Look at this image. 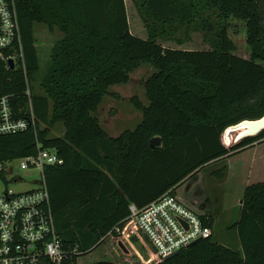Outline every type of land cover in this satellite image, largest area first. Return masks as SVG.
Segmentation results:
<instances>
[{"label": "trees", "instance_id": "1", "mask_svg": "<svg viewBox=\"0 0 264 264\" xmlns=\"http://www.w3.org/2000/svg\"><path fill=\"white\" fill-rule=\"evenodd\" d=\"M15 1L24 66L4 73L2 93L12 96L21 115L26 77L30 83L41 70L35 27L58 28L62 36L40 77L42 94L31 90L36 130L0 136V160L34 154L36 140L64 159L44 172L56 229L69 251L84 256L108 232L118 236L114 228L130 215V204L142 208L167 191L175 194L209 164L223 162L221 182L225 158L264 139L262 129L231 148L221 141L227 127L264 116V0H131L146 38L130 31L124 0ZM230 18L246 22L249 59L234 54ZM195 32L203 33L209 50L158 42L180 45ZM145 64L153 68L144 82L148 103L134 101L142 118L134 130L112 137L94 113L112 85L125 84ZM57 124L62 136L51 134ZM153 137L160 145L150 146ZM206 217L213 228V217ZM232 227L239 249L211 235L158 264H264V181L244 188Z\"/></svg>", "mask_w": 264, "mask_h": 264}, {"label": "built area", "instance_id": "2", "mask_svg": "<svg viewBox=\"0 0 264 264\" xmlns=\"http://www.w3.org/2000/svg\"><path fill=\"white\" fill-rule=\"evenodd\" d=\"M21 65L24 66V58L16 1L0 0V136L36 130L37 120L27 77V111L24 115L14 108L12 96L2 93L4 73ZM236 125L223 131L224 146L231 144L226 132ZM35 145L34 154L0 160V264H65L73 255L77 257L70 264H78L82 257L79 251H69L57 232L45 180V168L62 165L64 159L55 148L44 147L37 140ZM20 170L39 172L36 188L22 192H14L10 188L12 183L21 180ZM129 211L130 215L122 226L114 228L118 236H113L110 231L103 239L111 242L124 240L144 247L150 258L135 252L139 264H158L167 256L213 233L206 224L208 218L203 219L206 213L198 211L194 204L185 202L171 191L142 208L130 204ZM125 260L127 264H137L131 259Z\"/></svg>", "mask_w": 264, "mask_h": 264}, {"label": "rangeland", "instance_id": "3", "mask_svg": "<svg viewBox=\"0 0 264 264\" xmlns=\"http://www.w3.org/2000/svg\"><path fill=\"white\" fill-rule=\"evenodd\" d=\"M124 1L129 18L130 31L141 38H146L144 25L132 1ZM61 36L62 33L58 28L49 30L43 24L35 27L36 47L39 53L41 70L30 81V88L33 93L42 94L39 86L40 77L48 67L51 47ZM228 36L235 45L234 54L249 59L251 52L246 43V22L230 18ZM158 42L165 47L178 49H210V45L203 39L202 32L192 33L190 40L180 45L174 41L158 40ZM152 72L153 68L149 64L142 65L130 73L129 79L125 84L112 85L109 88V94L104 96L94 114L110 136L116 137L126 130H134L140 122L142 113L134 106V101H139L144 106L147 105L144 82ZM228 131L226 136L231 139V144L226 147L231 148L242 138L237 140L239 137L237 129H229ZM51 134L53 136H62L63 126L61 124L55 125L51 130ZM237 153V155L234 154L230 159L225 160L228 170L225 172V178L221 179V182L218 178L220 179L223 174L219 177L218 169L222 167L223 162H214L203 167L196 175L194 174L195 176L193 175L194 177L191 176L190 180L187 179L188 181L186 180V183L184 182L179 189L180 194L192 197L191 199L194 200L198 211L210 213L213 217V240L234 249H239L240 245L232 225L239 216L240 201L244 188L252 182L264 181V139L254 143L252 146L243 148ZM19 175L21 180L12 183L10 186L14 192L34 189L40 180L39 172L20 170ZM109 241L110 239H107L101 244L99 249L92 250L82 256L78 260V264H91L97 258H100L98 253H104L107 250L106 247L111 246ZM136 248L142 256L147 259L150 258L144 247L136 243ZM126 254H121V257L124 255L125 259H131L139 264V259L135 252L131 251ZM120 262L127 264L121 260Z\"/></svg>", "mask_w": 264, "mask_h": 264}, {"label": "crops", "instance_id": "4", "mask_svg": "<svg viewBox=\"0 0 264 264\" xmlns=\"http://www.w3.org/2000/svg\"><path fill=\"white\" fill-rule=\"evenodd\" d=\"M129 19V18H128ZM147 35V34H146ZM147 37V36H146ZM237 154H240V153H237ZM237 154H235V155H237ZM232 156H234V155H232ZM232 156H229V157H227L226 158V160H228V159H230ZM197 174V173H196ZM195 174V175H196ZM194 175V176H195ZM194 176H192V177H194ZM191 177V178H192ZM191 178H189L188 180H190ZM187 180V181H188ZM186 183V182H185ZM253 183V182H252ZM181 187V186H180ZM180 187L179 188H177V190H176V194H177V196H179V197H181L185 202H188V203H192V204H194L195 205V202H194V200H192L191 198L192 197H187V195L186 194H180L179 193V189H180ZM246 187V186H245ZM104 243V242H103ZM109 243L111 244V246L110 247H106L107 248V250L106 251H104V253H101L100 254V252L98 253L99 254V256L98 257H100V258H97V260H95L94 262H96V261H100V260H107V261H112V262H114L115 264H122L121 262H120V260L121 261H124L125 262V254L127 253H129V252H137L138 250H137V248H136V244H134V245H132V244H130V243H128V242H126V241H124V240H119L118 242L116 241H114V242H111V241H109ZM102 244V243H101ZM101 244L100 245H98L95 249H99L100 247H101ZM94 249V250H95ZM121 254H124L123 255V257H121ZM126 254V255H127ZM92 264V263H91Z\"/></svg>", "mask_w": 264, "mask_h": 264}, {"label": "bare ground", "instance_id": "5", "mask_svg": "<svg viewBox=\"0 0 264 264\" xmlns=\"http://www.w3.org/2000/svg\"><path fill=\"white\" fill-rule=\"evenodd\" d=\"M247 123H258V124L257 125H246ZM243 125H245V126H243ZM236 126H238V129H239V130L237 129V131L239 132L238 133L239 137L237 138V140L242 138V137H244V136H247V135H254L255 132L259 131L260 128L264 127V125L261 123L260 120H257V121H251V120L243 121L240 124H237ZM242 127H253L250 130H255V131H250L249 130L248 132H244V131H241Z\"/></svg>", "mask_w": 264, "mask_h": 264}, {"label": "water", "instance_id": "6", "mask_svg": "<svg viewBox=\"0 0 264 264\" xmlns=\"http://www.w3.org/2000/svg\"><path fill=\"white\" fill-rule=\"evenodd\" d=\"M13 66H14V65H13V62L10 61V67L13 68ZM257 120H260V121L262 122V124L264 125V116H263L262 118H260V119L251 120V121H257ZM247 121H248V120H247ZM262 129H264V127H263V128H260L259 131L255 132V134H257L258 132H260ZM160 143H161V140H160L159 137H153V138L150 140V146H151V147H154V146L160 145ZM198 241H199V240L195 241L194 243H196V242H198ZM194 243H192V244H194ZM192 244H191V245H192ZM175 253H177V252H175ZM175 253H174V254H175ZM172 255H173V254H172ZM172 255L167 256L166 259L169 258V257H171Z\"/></svg>", "mask_w": 264, "mask_h": 264}]
</instances>
